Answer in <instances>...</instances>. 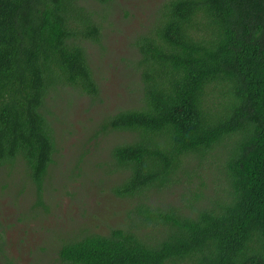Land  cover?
<instances>
[{
  "label": "trees",
  "instance_id": "obj_1",
  "mask_svg": "<svg viewBox=\"0 0 264 264\" xmlns=\"http://www.w3.org/2000/svg\"><path fill=\"white\" fill-rule=\"evenodd\" d=\"M117 1L0 0V168H25L34 210L59 151L50 101L100 97L90 45ZM156 16L135 41L137 97L95 134L128 135L108 187L126 223L62 239L56 262L264 264V0H164Z\"/></svg>",
  "mask_w": 264,
  "mask_h": 264
},
{
  "label": "rangeland",
  "instance_id": "obj_2",
  "mask_svg": "<svg viewBox=\"0 0 264 264\" xmlns=\"http://www.w3.org/2000/svg\"><path fill=\"white\" fill-rule=\"evenodd\" d=\"M163 1L113 3L103 45H90L100 97L93 100L74 93L50 101L59 151L44 185L49 212L33 209L37 190L23 166L12 174L0 168V264H58L54 247L62 239L83 229L107 234L125 225L131 203L116 198L108 187L121 178L111 173L110 151L128 135L95 134L105 118L128 108L137 97L138 76L131 66L141 55L135 41L149 33Z\"/></svg>",
  "mask_w": 264,
  "mask_h": 264
}]
</instances>
